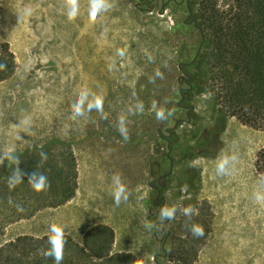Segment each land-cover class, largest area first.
<instances>
[{"label":"rangeland","instance_id":"1","mask_svg":"<svg viewBox=\"0 0 264 264\" xmlns=\"http://www.w3.org/2000/svg\"><path fill=\"white\" fill-rule=\"evenodd\" d=\"M217 1L222 9L233 2ZM187 2L108 0L111 8L92 21L88 0H79V14L69 21L65 0H0V42L8 43L15 60L14 73L0 82V158L10 149L57 138L69 145L77 173L70 200L4 225L0 242L49 233L55 222L82 243L90 229L104 226L113 233L112 251L132 254L137 264H153V256L155 264H264V203L254 198L263 175L256 162L264 128L230 116L221 133L212 131L218 114L208 80L209 90L191 103L195 125L184 122L174 132L184 146H193V138L204 132L212 141L218 136L219 148L213 157L192 159L172 149L171 167L165 158L168 119L158 120L152 108L165 109L167 117L175 108L180 78L199 74L183 50L200 38L186 13ZM28 7L32 14L25 16ZM82 89L88 92L85 108L93 94L103 96V116L93 109L72 118ZM118 117L125 120L128 140L118 131ZM25 119L27 127L21 123ZM160 131L169 140L160 139ZM233 151L239 156L234 171L218 176V157ZM169 168L172 185L160 206L152 181ZM189 168L199 175L195 189L177 183ZM117 174L128 190L119 206L113 198ZM172 206L175 218L161 222L156 213ZM188 206L198 212L190 221L181 211ZM149 223L155 227L146 228ZM186 223L202 225L204 235L193 236Z\"/></svg>","mask_w":264,"mask_h":264},{"label":"trees","instance_id":"2","mask_svg":"<svg viewBox=\"0 0 264 264\" xmlns=\"http://www.w3.org/2000/svg\"><path fill=\"white\" fill-rule=\"evenodd\" d=\"M187 6L192 29L199 31L200 38L198 43L186 45L183 50L191 57H186L188 65L199 74L180 78L174 97L175 108L170 110L172 115H167L166 127L175 123L169 129L173 132L169 138L173 145H167L166 149L168 157L172 149H179L181 154L190 150L192 158L213 157L219 147L212 152L211 148L213 141L219 144L218 136L214 135L212 141L204 132L192 140L193 146H184L174 131L184 122L195 125L198 118L191 103L195 95L208 88V80L212 82L213 111L218 114L212 131L218 127L222 131L230 116L249 126L264 128V0H233L224 9L217 0H188ZM207 63H210L209 69L205 68ZM0 64L5 65L0 69L1 82L15 70L14 54L7 42H0ZM162 140H165L163 136ZM68 146L62 140L51 138L43 145L14 150L13 155L19 158L18 167L24 175L23 182L11 189L8 178L17 166L4 159L0 167V230L39 210L60 206L75 195L77 173ZM41 152L47 155L43 162ZM256 167L264 175V148L258 153ZM32 172L47 177L49 186L45 190L36 192L30 186L28 174ZM17 205L23 211H18ZM49 234H19L0 242V264H56L52 257L41 254L42 250L50 249ZM65 238L61 264H137L132 254L112 251L113 233L104 226L90 229L82 243L66 235Z\"/></svg>","mask_w":264,"mask_h":264},{"label":"clouds","instance_id":"3","mask_svg":"<svg viewBox=\"0 0 264 264\" xmlns=\"http://www.w3.org/2000/svg\"><path fill=\"white\" fill-rule=\"evenodd\" d=\"M65 5L67 7L66 15L69 21L74 20L79 14V0H65ZM111 8V5L108 4V0H88V17L95 21L98 14L102 11H108ZM32 14V9L30 7L24 10L25 16H30ZM119 55H123V51L118 50ZM5 65L0 64V69H3ZM157 75H161L157 71ZM88 97L87 90H81L79 96L75 103L72 104L73 116L75 119L78 116H84L86 111H91L93 109L99 111L103 116V96L93 94L92 99L88 102L87 108H85V100ZM210 98V97H205ZM153 111H155L156 118L158 120L166 119V110L160 107L153 106ZM139 112H143V107L139 108ZM167 115H172L171 111L167 112ZM22 125L27 127L30 124L28 119L23 120ZM118 131L124 137L125 140H128V128L126 127V123L123 117H118L117 124ZM19 138V137H18ZM14 149H10L5 153V157L0 158V164L3 163L4 159L7 158L10 162L14 163L17 167L13 168L11 175L8 178V186L9 188H14L17 184L23 182L22 176L24 173L18 167L20 160L17 156L13 155ZM43 160L47 159V155L44 152L40 153ZM239 156L238 153L233 151L232 154H228L227 152H222L218 157L216 162L215 171L218 176L230 175L232 171L235 169V165L238 162ZM114 189H113V198L114 202L117 206L121 203L122 200L127 201L128 199V190L125 184L122 182L120 175H114L112 177ZM28 183L36 192H40L45 190L49 184L47 177L43 173L32 172L28 174ZM254 198L259 203H264V175L259 177L257 181V187L254 191ZM11 202V201H10ZM18 211H23V208L19 205L16 206ZM183 215L190 221L193 215H198L196 209L192 206L184 207L181 209ZM177 212V208L175 206L172 207H164L160 209L159 218L161 222L164 219L172 220L175 218ZM186 227L189 228V231L195 237H200L204 235V229L202 225L197 223H192L189 225L186 223ZM146 228L152 229L155 225L149 223L145 225ZM49 237L48 243L50 245V249L42 250L41 254L44 257H52L56 264H61V261L64 258V246L67 243L64 233V226L59 223H51L49 226ZM153 264H155V257H151ZM140 264H144L143 261H140Z\"/></svg>","mask_w":264,"mask_h":264},{"label":"flooded vegetation","instance_id":"4","mask_svg":"<svg viewBox=\"0 0 264 264\" xmlns=\"http://www.w3.org/2000/svg\"><path fill=\"white\" fill-rule=\"evenodd\" d=\"M221 128L218 127L216 128L215 132L216 133H221ZM165 132H169V134L167 135L171 137L170 134V130L168 129V127L165 129ZM160 136L162 139V136L164 137V139L166 138V136L164 135V133H162L160 131ZM197 138L196 136L193 138L195 139ZM166 140H169L168 138H166ZM213 148H211V152L216 150L217 147L219 146V144L215 141H213ZM168 145H173L172 140L169 142ZM169 150L166 149V155L165 158L167 160L168 163H170V167L173 165V162H171L170 157H168V153ZM182 156L186 159H192L193 156V152L188 150V151H184L182 152ZM158 171H159V167H157ZM170 170L171 168H169L168 170H166L165 172H163L162 174L156 175V177L153 179L152 184L154 183V188H153V192L155 193V197L158 200V205L162 206L163 204H165V198H164V194L167 190H169L170 186L172 185V178H171V174H170ZM183 180H179L177 183L178 185L183 184L185 185L188 189H195V180H197L199 178L198 172L189 168L186 175L183 176ZM153 204H155V199L153 200ZM156 215H159V211L156 213ZM166 219L163 220V223H165ZM156 226H160V224L156 223ZM166 235H169V233H165Z\"/></svg>","mask_w":264,"mask_h":264},{"label":"bare ground","instance_id":"5","mask_svg":"<svg viewBox=\"0 0 264 264\" xmlns=\"http://www.w3.org/2000/svg\"><path fill=\"white\" fill-rule=\"evenodd\" d=\"M232 125V124H231ZM228 128V127H227ZM232 128V127H231ZM247 140V139H246ZM251 178V177H250Z\"/></svg>","mask_w":264,"mask_h":264}]
</instances>
